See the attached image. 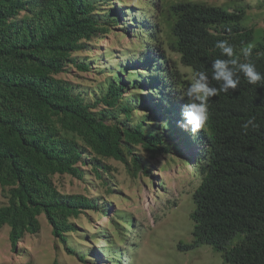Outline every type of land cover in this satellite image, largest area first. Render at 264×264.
I'll return each mask as SVG.
<instances>
[{
  "label": "trees",
  "instance_id": "trees-1",
  "mask_svg": "<svg viewBox=\"0 0 264 264\" xmlns=\"http://www.w3.org/2000/svg\"><path fill=\"white\" fill-rule=\"evenodd\" d=\"M97 1L111 2L0 0V187L6 199L0 205V229L8 225L12 248L26 233L39 232L41 212L52 235L62 242L70 240L69 233L76 230L73 219L80 214L96 210L108 215L106 205L99 207L88 195L62 193L54 175L83 179V166L89 164L100 178V170L110 169L103 159L122 162L134 176L148 174L146 158L134 151L138 146L151 158L171 152L174 141L163 139L165 130L154 132L153 124L145 122L150 120L147 114L134 117L136 96L127 97L124 88L136 84L135 79L127 81L114 69L89 99L58 76L69 65L88 70L91 63L79 62L73 54L109 31L116 10L98 11ZM160 6L167 40L178 54L172 69L159 49L158 22L132 29L136 34L139 29L148 45L143 54L153 51L151 71L158 73L154 79L167 81L175 93L166 92L171 111H177L166 129L178 138L177 121L187 102L178 98L195 72L211 76V60L220 58L215 42L228 39L237 55L241 41L251 45L252 61L264 73V32L256 37L254 28L243 23L242 8L196 0H161ZM124 62L129 68L131 63ZM180 64L190 70L191 78L179 70ZM135 72L130 74L139 77ZM209 113L204 129L189 132L197 143L195 157L187 160L197 180L193 241L179 247L206 243L221 253L225 264H264V86L250 85L241 77L236 90L210 98ZM252 116L260 128L244 134L241 124ZM125 226L133 227L131 220Z\"/></svg>",
  "mask_w": 264,
  "mask_h": 264
},
{
  "label": "rangeland",
  "instance_id": "rangeland-1",
  "mask_svg": "<svg viewBox=\"0 0 264 264\" xmlns=\"http://www.w3.org/2000/svg\"><path fill=\"white\" fill-rule=\"evenodd\" d=\"M196 1L225 9L242 8L245 11L243 23L254 28L256 37L264 32V0ZM160 4L161 0L97 1L98 11L108 7L116 10L109 19V31L91 39L84 49L73 54L77 61L91 63L88 70L69 65L58 76L68 79L89 99L99 93L97 89L103 87L102 82L114 69L127 81L135 79L136 84L131 83L124 88V95L131 99H134L133 94L136 96L135 105L139 110H135L134 117L147 114L150 120L145 122L153 124L154 132L165 130L163 139L174 141L170 145L171 152L151 158L138 146L134 151L146 158L148 174L134 176L122 162L103 159L110 169L107 172L100 170V178L94 176L89 164L83 166V179L67 174L54 175L53 181L62 193L88 195L99 207L105 204L108 215L96 210L80 214L73 219L76 230L69 233L70 240L62 242L52 235L51 226L41 212L38 215L41 223L39 232L26 233L14 248L8 236L9 227L5 224L0 229V264H225L221 253L209 244L186 249L179 247V244L193 241L191 212L195 204L192 195L197 180L193 166L187 160L192 157V161L195 157L197 143L189 138V132L179 129L177 138L169 128L163 127L167 120L173 123L177 114V111L175 114L171 111L172 106L166 96V92L171 96L175 93L167 81L154 79L158 73L151 71L153 51L149 50L147 56L143 54L148 45L140 39L139 29L137 34L133 30L149 22H158L159 49L172 69L177 64L178 54L167 40L166 24L157 11ZM125 60L133 66L126 68ZM178 68L191 78L187 67L180 64ZM131 72L139 77L132 76ZM178 99L182 101V94ZM5 202L0 187V205ZM127 220H131L133 227L125 226Z\"/></svg>",
  "mask_w": 264,
  "mask_h": 264
},
{
  "label": "clouds",
  "instance_id": "clouds-1",
  "mask_svg": "<svg viewBox=\"0 0 264 264\" xmlns=\"http://www.w3.org/2000/svg\"><path fill=\"white\" fill-rule=\"evenodd\" d=\"M214 47L219 50L220 58L211 60V76L204 71L195 72L191 83L182 92V98H186L187 102L181 109L177 126L192 135L204 129L208 122L210 98L236 90L241 83V77L250 85L264 86V73L258 71L252 61L251 45H245L241 41L239 55L236 54V46L228 39L217 40ZM240 56L243 57V62ZM211 81H215L216 86ZM167 126L165 122L163 127ZM259 128L260 124L256 122L255 116L241 124L244 134L250 129L256 131Z\"/></svg>",
  "mask_w": 264,
  "mask_h": 264
}]
</instances>
